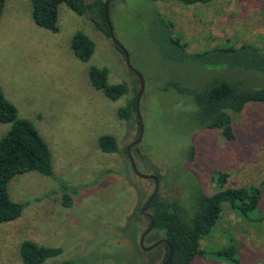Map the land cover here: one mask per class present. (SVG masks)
<instances>
[{
  "label": "rangeland",
  "instance_id": "obj_1",
  "mask_svg": "<svg viewBox=\"0 0 264 264\" xmlns=\"http://www.w3.org/2000/svg\"><path fill=\"white\" fill-rule=\"evenodd\" d=\"M30 11L29 0H5L0 88L18 116L30 120L47 143L52 174L31 170L8 182L9 196L22 210L16 219L0 224V264H26L19 255L25 240L60 249L39 264H161L162 246L144 251L139 244L149 222L145 214L152 212L150 207L142 209L155 182L133 171L128 147L137 171L157 177L158 197L186 209L200 191H214L211 176L219 170L228 173L233 187L259 188L262 196L255 214L262 220L248 221L223 204L214 228L200 240L204 253L191 264H264V103L248 104L233 117L232 141L218 129L203 128L192 97L175 85L202 87L209 77L208 64L168 60L157 43V33L168 24L190 53L224 44L264 49V0L194 5L110 0L113 34L145 82L140 138L136 116L119 115L139 91L138 77L127 67L108 27H97L92 13H76L65 3L58 6L56 30L37 25ZM76 32L94 44L87 61L71 48ZM90 66L105 69L110 84L127 83L128 92L108 98L92 84ZM225 73L246 83L257 80L237 70ZM10 126L0 122V137ZM102 135L116 139L115 152L100 149ZM159 239L150 231L143 244L149 247ZM225 246L234 247L235 261L215 254Z\"/></svg>",
  "mask_w": 264,
  "mask_h": 264
},
{
  "label": "trees",
  "instance_id": "obj_2",
  "mask_svg": "<svg viewBox=\"0 0 264 264\" xmlns=\"http://www.w3.org/2000/svg\"><path fill=\"white\" fill-rule=\"evenodd\" d=\"M29 1L31 18L37 25L46 29L56 30L57 11L61 3H65L79 14L92 13L97 27L107 28L104 18V0H95L91 3L85 0ZM174 1L184 5H194L208 0ZM4 4L5 0H0V16ZM164 25L166 29H160L157 33L159 51L164 58L173 61L199 59L209 67L207 70L209 77L202 87L189 89L176 84V88L192 97L196 105L197 119L203 128L218 129L225 140H234L233 117L241 113L248 104L264 103V49L249 43H243L238 47L224 44L190 53L186 51L179 37L172 34L168 24ZM71 48L79 59L87 61L93 53L94 44L85 34L76 32L71 38ZM235 70L253 75L257 79L256 82L246 83L242 79L223 74ZM89 77L94 87L110 99H117L129 90L125 82L108 83L105 69L90 66ZM137 81L139 82L138 78ZM137 93L119 109V115L122 118L129 119L135 115ZM0 122L11 124L9 130L0 137L1 224L16 219L22 210L21 204L13 201L9 196L10 179L31 170L51 175L52 162L45 140L30 120L18 116L15 106L4 97L1 88ZM98 144L102 151L115 152L118 149L116 139L111 135L100 136ZM193 150L194 147L191 148L192 152ZM211 179L216 185L214 191L210 194L200 191L189 209L176 201L164 200L158 195L150 202L153 220L151 231L160 235V238L166 239L173 249L172 258L168 264H191L195 256L204 253V250L200 248V240L214 228L223 204H227L248 221L262 220L255 214L258 212L262 196L259 188L229 185L226 171L215 172ZM148 220L150 222L149 218ZM159 245L163 247L161 261L163 264L168 256L169 247L165 242ZM234 251L233 246H225L217 250L215 254L235 261ZM59 253V248L40 246L29 240L23 241L19 248L20 258L26 264H39Z\"/></svg>",
  "mask_w": 264,
  "mask_h": 264
},
{
  "label": "water",
  "instance_id": "obj_3",
  "mask_svg": "<svg viewBox=\"0 0 264 264\" xmlns=\"http://www.w3.org/2000/svg\"><path fill=\"white\" fill-rule=\"evenodd\" d=\"M109 2H110V0H106L105 3H104V7H103L104 8V18H105V21H106V24H107V27H108L109 35L112 38V40L115 42V44L119 47V49L123 52L124 59H125V63L127 65V67L132 72L135 73V75L138 77L139 82H140V87H139V91H138V93L136 95L135 107H134L136 119H137L138 124H139V134H138V138H140L141 135H142L143 123H142V117H141L140 110H139V104H140V99H141L142 92L144 90V83L145 82H144V78L142 77V75L139 72H137L136 70H134L132 68V66L130 64V61H129V56H128V53H127L126 49L116 40V38H115V36L113 34V28H112V25L110 23L109 16H108V5H109ZM138 138L135 141V143L138 142ZM127 154L129 156L130 164H131V167H132L133 171L138 176L143 177V178L153 179L154 182H155V187L153 189V192L150 195L148 201L146 202L144 208L142 209V211H144L146 208L149 207L150 202L152 201V199L155 198V197H157V195H158V180H157V177L156 176H145L143 174H140L137 171L136 166H135V163H134V160L132 159L131 155L129 154V147L127 148ZM145 215L150 219V222H149V225L147 226V228L145 229V231L141 234V236L139 238L140 247H141L142 250L148 251V250H151L154 247L158 246L162 242L167 243L168 244V247H169V253H168V256H167V258H166V260H165V262L163 264H168L170 262L171 258H172L173 249H172V246L169 244V242L166 239L161 238V239L157 240L153 245H151L149 247H146L143 244V241H144L145 236L151 231V229L153 227V220H152L151 214L146 213Z\"/></svg>",
  "mask_w": 264,
  "mask_h": 264
},
{
  "label": "flooded vegetation",
  "instance_id": "obj_4",
  "mask_svg": "<svg viewBox=\"0 0 264 264\" xmlns=\"http://www.w3.org/2000/svg\"><path fill=\"white\" fill-rule=\"evenodd\" d=\"M147 217V216H146Z\"/></svg>",
  "mask_w": 264,
  "mask_h": 264
}]
</instances>
